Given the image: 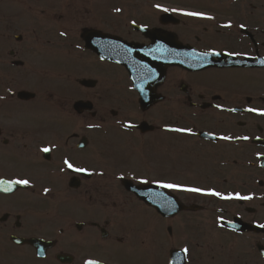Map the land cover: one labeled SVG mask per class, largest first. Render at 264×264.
I'll use <instances>...</instances> for the list:
<instances>
[{
	"label": "flooded vegetation",
	"instance_id": "flooded-vegetation-1",
	"mask_svg": "<svg viewBox=\"0 0 264 264\" xmlns=\"http://www.w3.org/2000/svg\"><path fill=\"white\" fill-rule=\"evenodd\" d=\"M260 111L264 0H0V264H264Z\"/></svg>",
	"mask_w": 264,
	"mask_h": 264
},
{
	"label": "snow or ice",
	"instance_id": "snow-or-ice-1",
	"mask_svg": "<svg viewBox=\"0 0 264 264\" xmlns=\"http://www.w3.org/2000/svg\"><path fill=\"white\" fill-rule=\"evenodd\" d=\"M117 11H119V9H117ZM163 11H168V9H163ZM184 15L195 16V17H200V18H204V19H213V17L204 16L202 13H197V12H187V13H184ZM224 27H231V24L224 25ZM241 27H243V25H241ZM212 55H220V53L213 52ZM248 111L252 112V111H257V110L250 108V109H248ZM258 114L264 116V111H260V112H258ZM173 131L187 132L189 135H195V133H193L190 129L177 128V129H173ZM219 139L231 140L232 137L223 136V137H219ZM244 139H248V137H244ZM42 151L49 152L50 149L49 148H43ZM64 163H65V165H67V167L69 169H72L73 171H76V172L85 171V169L75 168L68 160H65ZM6 183L9 185H11V184L28 185L29 181L27 179H24V180L18 179V180H14V181L0 180V185L6 184ZM142 183H147V181H142ZM158 186L161 188L169 189V190L187 191V192L199 193L202 195L217 196V197H220L221 199H238V200H250V199H252V197H250V196H241L239 194H237L235 196H223L221 193H218L215 191H204L203 189H200V188H185V187H182V186H179L176 184H172V183H158ZM3 190L8 191L9 189L4 188ZM261 227H264V225H261ZM184 252L186 254L188 252V249L185 248ZM87 264H96V262L95 261H89V262H87Z\"/></svg>",
	"mask_w": 264,
	"mask_h": 264
}]
</instances>
